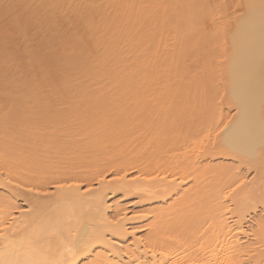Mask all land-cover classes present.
<instances>
[{
	"label": "bare ground",
	"instance_id": "obj_1",
	"mask_svg": "<svg viewBox=\"0 0 264 264\" xmlns=\"http://www.w3.org/2000/svg\"><path fill=\"white\" fill-rule=\"evenodd\" d=\"M0 264H264V0H0Z\"/></svg>",
	"mask_w": 264,
	"mask_h": 264
}]
</instances>
